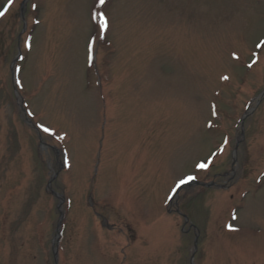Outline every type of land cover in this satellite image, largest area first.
Masks as SVG:
<instances>
[{
  "label": "rangeland",
  "instance_id": "obj_1",
  "mask_svg": "<svg viewBox=\"0 0 264 264\" xmlns=\"http://www.w3.org/2000/svg\"><path fill=\"white\" fill-rule=\"evenodd\" d=\"M5 8L0 264H264V0Z\"/></svg>",
  "mask_w": 264,
  "mask_h": 264
},
{
  "label": "snow or ice",
  "instance_id": "obj_2",
  "mask_svg": "<svg viewBox=\"0 0 264 264\" xmlns=\"http://www.w3.org/2000/svg\"><path fill=\"white\" fill-rule=\"evenodd\" d=\"M13 2H14V0H8L9 5H11ZM104 3H105V0H100V4L103 5ZM6 11H7V8H5V9L2 10V11H0V16L5 15V12H6ZM98 15H99V14H98ZM102 27H104V28L107 27V20H106V18H105V20H104V24L102 25ZM225 79H226V78H225ZM44 131H46V132H50V130L47 129V128H45ZM197 167H199V168H206L207 165H206V164H199V165H197ZM191 179H194V177H188L187 180H184V179L179 180V181L177 182V184H176V188H179L182 184L186 183L188 180H191ZM176 188L173 189V192L176 191ZM170 198H171V197H170Z\"/></svg>",
  "mask_w": 264,
  "mask_h": 264
}]
</instances>
